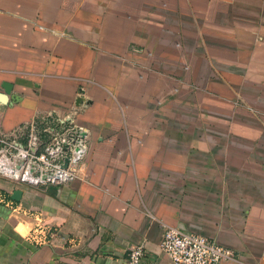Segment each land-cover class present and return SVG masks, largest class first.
Returning a JSON list of instances; mask_svg holds the SVG:
<instances>
[{
	"label": "crops",
	"instance_id": "obj_1",
	"mask_svg": "<svg viewBox=\"0 0 264 264\" xmlns=\"http://www.w3.org/2000/svg\"><path fill=\"white\" fill-rule=\"evenodd\" d=\"M102 1L0 0V138L71 124L86 145L69 183L0 178V264H127L138 245L172 264L169 227L264 264V0H124L145 12L112 23Z\"/></svg>",
	"mask_w": 264,
	"mask_h": 264
},
{
	"label": "built area",
	"instance_id": "obj_2",
	"mask_svg": "<svg viewBox=\"0 0 264 264\" xmlns=\"http://www.w3.org/2000/svg\"><path fill=\"white\" fill-rule=\"evenodd\" d=\"M81 133L80 128L68 124L50 132L46 140L32 133L23 144L0 138V178L14 188L24 184L39 187L69 183L75 178L77 165L86 152ZM0 203H4L1 194ZM29 215L35 222L28 239L36 245L46 244L55 234L38 214L29 212ZM161 248L172 264H227L234 259L231 250L172 227L165 229ZM143 254L142 245L132 247L127 264H139Z\"/></svg>",
	"mask_w": 264,
	"mask_h": 264
},
{
	"label": "rangeland",
	"instance_id": "obj_3",
	"mask_svg": "<svg viewBox=\"0 0 264 264\" xmlns=\"http://www.w3.org/2000/svg\"><path fill=\"white\" fill-rule=\"evenodd\" d=\"M73 7H74V10H77L78 9V5L80 4V2L79 1H74L73 2ZM87 4V3H86ZM131 4V5H130ZM146 2H137V3H130V2H126V1H124V0H121V2L119 1V0H117V1H115V0H105V1H102L101 3H100V5L101 6H105V10L106 11H109V13H111V17L109 18V22L110 23H112L113 21H115V17L113 18V15H115V12L114 11H119V10H121V13H123V8L124 7H127V8H129V6H131L133 9H132V13L133 14H135V15H137V13H139V11H143V13L145 12V8H146ZM151 4V2H149L148 3V6ZM153 4V3H152ZM68 5H69V3H68ZM87 5H89V7H90V9H92V8H94V6H97V3L96 2H93V1H90V4H87ZM153 5H156L157 7L160 5V2H154V4ZM154 8H149L150 10H154L155 12H157V8L155 7V6H153ZM80 8V7H79ZM119 15V14H118ZM108 17V16H107ZM136 17V16H135ZM118 18V16H116V19ZM136 19V18H135ZM140 19L142 20V21H144L145 22V20H146V17H139V16H137V20L138 21H140ZM153 20H154V22H156V21H158V20H160V17L158 18V17H154L153 18ZM108 21V20H107ZM262 100V99H261ZM259 100L258 99H256L255 100V104H253L254 105V108L256 109L257 108V110H261V111H263L264 112V99L262 100L263 102V104H261L260 102H258Z\"/></svg>",
	"mask_w": 264,
	"mask_h": 264
},
{
	"label": "water",
	"instance_id": "obj_4",
	"mask_svg": "<svg viewBox=\"0 0 264 264\" xmlns=\"http://www.w3.org/2000/svg\"><path fill=\"white\" fill-rule=\"evenodd\" d=\"M1 89L3 90V94L0 93V103H6L7 101V96L10 95L11 93V90H12V85L11 84H8V83H3L1 85ZM64 166H66V163H67V159L65 158L64 160ZM21 197V192L18 191V190H15L13 193H12V196H11V199L13 201H19Z\"/></svg>",
	"mask_w": 264,
	"mask_h": 264
}]
</instances>
